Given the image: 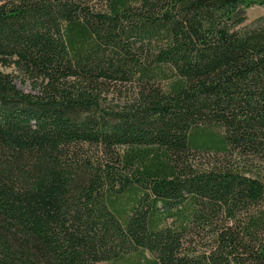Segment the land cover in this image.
Masks as SVG:
<instances>
[{
	"label": "trees",
	"instance_id": "obj_1",
	"mask_svg": "<svg viewBox=\"0 0 264 264\" xmlns=\"http://www.w3.org/2000/svg\"><path fill=\"white\" fill-rule=\"evenodd\" d=\"M99 3L0 0V264H264V0Z\"/></svg>",
	"mask_w": 264,
	"mask_h": 264
},
{
	"label": "rangeland",
	"instance_id": "obj_2",
	"mask_svg": "<svg viewBox=\"0 0 264 264\" xmlns=\"http://www.w3.org/2000/svg\"><path fill=\"white\" fill-rule=\"evenodd\" d=\"M100 0H91L92 5L93 6H100L99 3ZM246 15H247V19L246 21L242 24V26L244 25H248L250 23H252L255 20H264V4H256L253 5L251 7H248L246 10ZM0 69L6 71V72H10L12 73L15 78H16V84L17 86L23 90L25 93L28 94H35L38 92V89L35 87V82H36V77L32 78L29 77L27 74H25L21 69L18 68L17 64H11L10 66H3V64L0 63ZM38 81V79H37ZM177 81V77L175 76H171L170 78H167L163 81V83L165 85H169V84H174ZM131 86L129 85V87L127 86H122V88L124 90H126L125 92H128L129 88ZM133 88V87H132ZM108 100L110 102V100H118V96L114 95V94H109L108 96ZM131 146L128 147L129 150H131V147L133 148H138V150L142 151V155H145L144 152L147 151L148 155L147 159H143V163H151V161H153L155 159V154L162 152L161 148L157 146V144H144V143H140V142H131L130 144ZM89 152L90 155L92 156H96V154H101L104 156V152L102 150L97 149L96 147L92 148L90 145H87L85 147ZM122 151V149H120ZM124 150V149H123ZM126 150V149H125ZM202 157L205 158V156L202 155ZM148 256V255H147ZM99 264H123L120 261L118 262H100Z\"/></svg>",
	"mask_w": 264,
	"mask_h": 264
}]
</instances>
